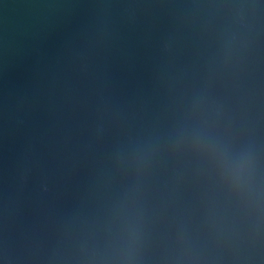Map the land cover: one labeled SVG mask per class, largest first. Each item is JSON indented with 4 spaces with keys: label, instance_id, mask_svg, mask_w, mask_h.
Masks as SVG:
<instances>
[{
    "label": "water",
    "instance_id": "95a60500",
    "mask_svg": "<svg viewBox=\"0 0 264 264\" xmlns=\"http://www.w3.org/2000/svg\"><path fill=\"white\" fill-rule=\"evenodd\" d=\"M0 264H264V0H0Z\"/></svg>",
    "mask_w": 264,
    "mask_h": 264
}]
</instances>
